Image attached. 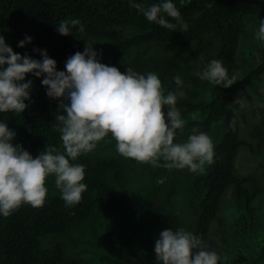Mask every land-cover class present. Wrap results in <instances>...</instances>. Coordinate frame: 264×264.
Wrapping results in <instances>:
<instances>
[{"label":"trees","instance_id":"16d2710c","mask_svg":"<svg viewBox=\"0 0 264 264\" xmlns=\"http://www.w3.org/2000/svg\"><path fill=\"white\" fill-rule=\"evenodd\" d=\"M161 2L163 0H0V35L16 53L36 60L43 57L35 50H46L57 61L60 71H66L65 63L70 56L84 51L86 41L105 42L104 46L113 52L106 65L115 66L121 72H126L128 67L120 65V62L130 49L165 42L159 49L160 53L154 52L157 54L155 65L146 64L138 71L132 64L129 67L142 74L157 73L167 92L177 90L174 77L190 71L187 60L192 54L198 56L203 53L209 36L216 40L218 47L212 58L222 61L231 78L232 71L239 67L237 50L240 37L246 32V17L260 15L264 18V0H172L181 13V19L188 24L187 31L181 32L176 20L165 17L177 27L174 30L163 28L148 21L132 6L140 3L147 7ZM65 19H79L85 31L79 32L77 26L72 29V35L59 34L58 24ZM26 37H31L32 42L27 43ZM21 41H25L24 47H19ZM196 70L194 66L193 71ZM263 72L264 60L232 87L214 85V96L209 103L177 102V107L200 109L206 113L204 120H190L185 127L198 124L205 127L202 132H206L214 121L224 122L223 137L214 149V166L197 181V184L204 182L206 191L198 203L200 211L192 232L202 239L204 246L210 243V225L217 217L227 186L234 185L238 196L246 197L248 211H253L250 205L257 192L250 193L245 187L249 176L241 178L234 172L239 147L246 141L239 136L241 112L232 94L235 89H246ZM28 80L33 82L31 99L25 101L28 107L23 113H0V122L7 123L9 129L16 132L13 143L22 145L34 157L47 145L63 151L60 133L54 130L60 100L49 98L41 77L29 73L25 82ZM190 80L202 79L196 76ZM185 89L183 87L182 90ZM253 114L260 115V119L252 124L250 135L256 139V147L264 148V105L255 107ZM250 146L253 148V144ZM102 150L106 151L105 148ZM95 153H98L97 149L73 162L85 166L83 183L87 185V191L82 194L79 204L66 206L56 189L48 192L42 207L33 208L25 204L9 217L0 215V264H93L82 256L71 254L66 243L61 244L58 239L71 235L82 225L90 224L92 232L95 231L94 220L105 228L104 240L114 245V252L124 259L133 257L139 235L145 236L148 243L155 244L161 231H175L184 226L180 210L161 212L165 205L173 204V195L179 192V187L173 183L167 191V185L160 183L159 191L151 190L149 187L157 180L153 178L154 182L143 185L131 195L123 187L133 169L129 160L119 155L97 157ZM151 172L155 173V170L151 168ZM172 172L166 171L161 179L164 181ZM50 177L55 181L54 176ZM53 185L55 187V183ZM163 190L166 193L159 197ZM71 242L79 243L78 237ZM263 258L264 241L260 252L246 264H264Z\"/></svg>","mask_w":264,"mask_h":264},{"label":"clouds","instance_id":"9594fccd","mask_svg":"<svg viewBox=\"0 0 264 264\" xmlns=\"http://www.w3.org/2000/svg\"><path fill=\"white\" fill-rule=\"evenodd\" d=\"M132 6L148 21L163 28L176 29L177 24L165 18L170 17L179 23L181 32L188 29L172 0L147 7L140 3ZM77 26L79 32L85 31L79 19H65L59 22L57 31L68 36ZM255 35L257 40L264 41L262 18ZM26 42L31 43L32 38L26 37ZM94 45L86 41L84 51L70 56L65 63L66 71H60L57 61L46 50L36 49L43 57L36 60L16 53L0 35V113H23L33 87L31 80L25 82L26 75L41 77L49 98L60 100L54 130L60 133L63 148L61 151L47 145L34 157L22 145L13 143L16 132L0 122V215L9 217L25 204L42 207L50 176L55 177V187L66 206L79 204L87 191L83 183L85 166L73 162L95 151L101 141L110 143L106 140L109 134L120 155L155 168L169 171L187 168L192 173H203L205 165L215 162V144L205 132L194 129L185 142H174L177 130H183L187 123L177 107L178 100L186 95L181 76L174 77L177 90L166 92L155 72L142 74L131 67L121 72L115 66L99 62ZM24 46L25 41H21L19 47ZM197 75L223 88L237 82L236 76L229 78L228 69L219 59L210 60ZM198 115L191 114L192 120H197ZM232 124L235 125L234 120ZM154 251L157 264H223L215 250H207L199 236L182 227L161 231Z\"/></svg>","mask_w":264,"mask_h":264},{"label":"rangeland","instance_id":"374dc122","mask_svg":"<svg viewBox=\"0 0 264 264\" xmlns=\"http://www.w3.org/2000/svg\"><path fill=\"white\" fill-rule=\"evenodd\" d=\"M261 18L260 15L246 17V32L240 37V49L238 47L239 51H237V60L240 66L239 69L233 70V73L236 71L234 76H236L237 81H239L238 78H241L242 75L245 76L264 60V41L257 40L255 35ZM128 33L131 34L130 32ZM164 43L156 42L130 49L127 55L122 58L120 65L129 67L132 64L137 71L139 67H144L146 64L150 66L155 65L156 55L160 53L159 49L163 48ZM206 43L207 47L203 49L201 55L192 54L189 60H187L190 71L184 72L181 78L184 81L183 87L187 89L184 92L188 95H185L184 98L178 101L208 103L212 100L214 92L211 88V82L206 80H190L198 76L197 73L203 71V68L213 59L212 56L218 51V47L215 45L216 40H212L210 36L207 38ZM94 44V50L98 53L97 59L99 62L107 64L112 59V50L107 45L104 46L105 42L103 41L95 42ZM244 48L249 49L248 53H245ZM155 51L157 54L154 53ZM136 52H140L141 55H136ZM151 53L153 55H150ZM194 66H196V71H193ZM263 82L264 76L256 84H250L248 90H240L233 94L235 101L242 99L239 102L241 111L244 114L241 124V137L247 138L253 143L255 140L250 135V129L252 124L260 119V115L253 114L254 108L264 105ZM178 108L181 110L182 118L186 119L187 122L192 120L191 114L194 113L199 114L197 120L204 119L206 116V113H202L200 109L188 110L182 106ZM164 111L167 113L166 107ZM222 128L223 123L219 122L217 125L214 124L213 127L211 125L205 132L212 137L215 146L223 137ZM194 129L196 132H201L203 128L191 125L183 128V130H177L174 142H185L188 136L193 134ZM106 140L114 141L110 134L106 137ZM115 144L116 142H111L110 144L101 141L97 146L98 153L95 154L98 155L97 157H102L106 154L122 156L116 151ZM102 148H105L106 151L102 150ZM126 159L129 160L133 169L131 167L132 171L123 183L125 191L132 195L138 188H143V185H149L151 182H154L153 178L157 180H155L149 189L159 191L160 183H158V180H161V177L168 171L167 169L138 163L130 158ZM243 159H245L244 163H241L240 160ZM160 163H164L163 160ZM213 166L214 163L212 165H205L203 173H192L187 168L173 169L171 170L173 171L171 176H167L164 179L163 183L167 185V187L165 186V190L168 191L173 183L180 189L178 190L179 192L173 195V204L169 207L165 205L164 210L161 209V212L167 209L180 210L182 223H184L182 228L187 231L192 232L195 227V221L200 211L198 203L206 191L204 182L201 181L197 184V181L201 177L206 176ZM151 168L155 170V173L151 172ZM234 172L241 178L249 176V180L244 185L249 189L250 193L257 192L256 197L250 205L253 211L251 213L246 208V197L238 196L235 187L233 185L229 186L223 194L221 208L218 211L217 217L210 225V243L205 247L207 250H215L222 257L223 264H246L252 256L260 252L264 241V151L257 148L252 149L250 153H242L237 158V167ZM175 174L176 176H174ZM53 183V177H49L47 181L48 192H55L57 189ZM165 190L160 193L159 197H162V194L166 193ZM93 224L96 227V230L93 232L90 224L82 225L78 230L72 232L71 235L59 237L58 240L61 244L66 243V247L69 248L71 254L82 256L93 264H157L156 253L154 251L155 244L148 243L145 236H138L133 257L124 259L114 252V245L112 246L104 240L105 228L101 223L98 220H94ZM157 225L158 222L156 223ZM77 237L79 243H72L71 241ZM98 242L103 244H98ZM262 260L264 261V258Z\"/></svg>","mask_w":264,"mask_h":264},{"label":"crops","instance_id":"0c3cea01","mask_svg":"<svg viewBox=\"0 0 264 264\" xmlns=\"http://www.w3.org/2000/svg\"><path fill=\"white\" fill-rule=\"evenodd\" d=\"M239 47V49H240V46H238ZM239 49L237 50V51H239ZM244 50H245V53H248V50L249 49H247V48H244ZM251 50V49H250ZM237 62H238V65L240 66V63H239V61L237 60ZM236 69H239V67H237ZM235 70V69H234ZM235 73H233V71H232V76H234L235 74H236V71H234ZM243 76L244 75H242L241 76V78H243ZM263 76H264V72L261 74V77L259 78V79H257V81L255 80V84L258 82V81H260V80H262V78H263ZM241 78H238V80H240ZM264 83V82H263ZM212 87V89L214 88V85L212 84L211 85ZM249 86V85H248ZM246 87V89H235L234 90V92H233V94L235 93V92H238V91H240V90H242V91H244V90H248V88L249 87ZM233 94H232V96H233ZM213 94H212V98H213ZM233 100L235 101V99H234V96H233ZM236 102V101H235ZM209 103V102H208ZM239 106H240V104L238 103V102H236ZM182 107H184V106H182ZM186 108V107H185ZM240 112H241V115H240V117H239V123H240V139H243V140H245L246 142L245 143H243V144H241L240 145V147H239V151H238V155H237V157L235 158V168H234V171H235V169H236V167H237V158H238V156H241V154L242 153H250L251 152V150L252 149H257L258 147H256L255 146V142H256V139L253 137V136H251L255 141H254V143L253 142H251L249 139H247V138H243V137H241V124H242V119L244 118V114L242 113V111H241V107H240ZM206 117V116H205ZM205 119V118H204ZM204 119H199V120H196V121H200V120H204ZM190 121V120H189ZM219 122H222L223 123V133H224V122L223 121H221V120H219V121H214L213 123H212V127L214 126V124H218ZM193 125H197V126H199V127H202V126H200V125H198V124H193ZM203 129H201L202 131L203 130H205V127H202ZM201 131V132H202ZM251 144H253V148L250 146ZM259 149H261L262 151H264V148H259ZM244 160L245 159H243V160H240L241 161V163H244Z\"/></svg>","mask_w":264,"mask_h":264},{"label":"bare ground","instance_id":"6f19581e","mask_svg":"<svg viewBox=\"0 0 264 264\" xmlns=\"http://www.w3.org/2000/svg\"><path fill=\"white\" fill-rule=\"evenodd\" d=\"M7 249V248H6Z\"/></svg>","mask_w":264,"mask_h":264}]
</instances>
